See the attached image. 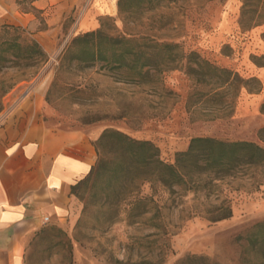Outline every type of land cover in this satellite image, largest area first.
<instances>
[{
  "label": "rangeland",
  "instance_id": "374dc122",
  "mask_svg": "<svg viewBox=\"0 0 264 264\" xmlns=\"http://www.w3.org/2000/svg\"><path fill=\"white\" fill-rule=\"evenodd\" d=\"M89 2L83 0L68 14L58 46L45 63L24 75L14 69L0 72V130L9 117L23 119L30 112L23 102L25 92L37 85L48 87L44 119L49 123L85 129L93 136L113 128L153 142L170 163L194 137L264 146L261 10L252 19V14L242 16L245 0H157L153 8L144 6L125 14L118 8L114 14H102L97 27L84 31L79 27L81 8ZM107 17L111 34L139 39L148 46L156 42L179 45L178 57L170 61L178 68H149L148 76L131 80L124 69L110 70L102 62L86 67L63 58L75 36L99 29ZM192 51L237 73L242 81L224 87L207 69L190 73L189 65L198 68L188 58ZM17 78L23 80L3 93ZM144 192H152L149 185ZM155 199L162 207L163 230L126 221L107 227L94 213L84 217L81 212L72 228L48 224L66 231L72 254L62 247L61 237L54 235L50 240L48 233L34 235L27 243L25 264H176L188 254L207 256L220 264H264V249L249 241L258 230L256 225L264 222V168L226 177L209 193L171 195L158 188ZM223 205L230 206L232 216L211 221L219 214L213 212Z\"/></svg>",
  "mask_w": 264,
  "mask_h": 264
},
{
  "label": "trees",
  "instance_id": "16d2710c",
  "mask_svg": "<svg viewBox=\"0 0 264 264\" xmlns=\"http://www.w3.org/2000/svg\"><path fill=\"white\" fill-rule=\"evenodd\" d=\"M157 0H119L121 14L144 6L154 7ZM264 17V0H245L242 16L255 14ZM109 17L101 27L75 36L63 52V58L78 64L93 66L102 62L105 68L124 69L127 78L137 80L150 74L149 68L159 71L176 69L170 61L178 57L179 45L156 42L151 46L126 35H114L108 30ZM13 33H10V31ZM29 34V37H28ZM48 53L24 28L5 25L0 27V72L14 69L21 75L46 62ZM165 59L160 62L158 59ZM198 68L188 66L192 74L207 69L208 75L217 77L219 85L228 87L241 80L237 73L221 68L200 58L192 51L188 57ZM169 61V62H166ZM166 62V63H165ZM17 78L4 88L8 92L18 82ZM97 162L87 176L72 186V193L84 203L83 216L93 214L96 220L107 224L126 221L129 225L144 223L154 230H163L161 209L155 194L163 188L171 195H197L213 191V186L226 177L242 170L264 168V146L245 140L226 141L213 137H194L186 151L176 154L173 163L161 157L159 148L149 140H139L130 135L107 128L94 141ZM263 182V180H262ZM149 185L150 194L144 187ZM209 219L220 221L232 216L230 206H218ZM214 215V214H213ZM148 218H145V217ZM146 219V221H143ZM257 231L249 241L264 249V222L256 225ZM48 233V234H47ZM47 234L61 237L60 243L72 254V243L66 231L55 224L42 227L36 236ZM121 263V262H120ZM176 264H220L203 255L188 254Z\"/></svg>",
  "mask_w": 264,
  "mask_h": 264
},
{
  "label": "crops",
  "instance_id": "0c3cea01",
  "mask_svg": "<svg viewBox=\"0 0 264 264\" xmlns=\"http://www.w3.org/2000/svg\"><path fill=\"white\" fill-rule=\"evenodd\" d=\"M83 0H0V27L26 29L51 55L58 46L68 14ZM92 0L82 6L79 27H97L98 17L114 14L118 0ZM81 6V5H80ZM48 87L25 92L30 112L9 117L0 130V264H25L27 243L50 222L72 228L83 206L72 186L97 162L92 135L44 119ZM45 218H49L46 222Z\"/></svg>",
  "mask_w": 264,
  "mask_h": 264
},
{
  "label": "built area",
  "instance_id": "2783aa9c",
  "mask_svg": "<svg viewBox=\"0 0 264 264\" xmlns=\"http://www.w3.org/2000/svg\"><path fill=\"white\" fill-rule=\"evenodd\" d=\"M45 221L48 222L49 221V218H45Z\"/></svg>",
  "mask_w": 264,
  "mask_h": 264
}]
</instances>
